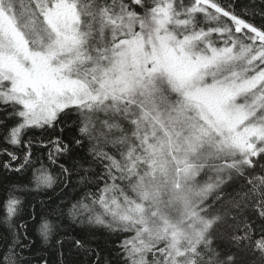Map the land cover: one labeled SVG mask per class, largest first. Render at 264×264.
Instances as JSON below:
<instances>
[{"label": "snow or ice", "instance_id": "6c2138e0", "mask_svg": "<svg viewBox=\"0 0 264 264\" xmlns=\"http://www.w3.org/2000/svg\"><path fill=\"white\" fill-rule=\"evenodd\" d=\"M0 264H264V0H0Z\"/></svg>", "mask_w": 264, "mask_h": 264}, {"label": "trees", "instance_id": "16d2710c", "mask_svg": "<svg viewBox=\"0 0 264 264\" xmlns=\"http://www.w3.org/2000/svg\"><path fill=\"white\" fill-rule=\"evenodd\" d=\"M256 2H258V0H256ZM37 199H39V198H37Z\"/></svg>", "mask_w": 264, "mask_h": 264}]
</instances>
